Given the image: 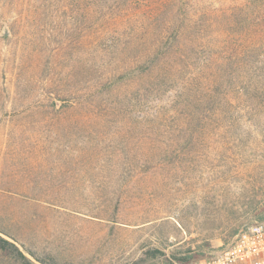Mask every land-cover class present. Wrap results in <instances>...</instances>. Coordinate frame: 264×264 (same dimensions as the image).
<instances>
[{
  "label": "trees",
  "instance_id": "1",
  "mask_svg": "<svg viewBox=\"0 0 264 264\" xmlns=\"http://www.w3.org/2000/svg\"><path fill=\"white\" fill-rule=\"evenodd\" d=\"M155 2L153 31L151 19L140 18L147 12H126L151 10ZM79 8L90 27L81 22L75 34L82 40L92 32L95 59L83 66L79 58L70 89L39 80L42 61L59 50L37 47L46 19ZM215 11L195 0H0V30L7 31L0 42L22 43L7 58L0 51V77L9 66L13 76V92H0V123L22 132L40 124L48 144H79L78 162L89 156L84 163L101 178L98 186L114 189L99 211L108 220L133 204L134 191L152 190L149 175L164 164H192L211 152L233 162V141L242 140L234 132L264 126V0H233L232 13ZM125 15L131 19L113 26ZM56 29L53 23L51 40ZM33 88L40 96L26 105ZM61 150L46 148L44 156L65 160ZM55 198L43 204L56 205ZM11 258L32 264L0 236V259Z\"/></svg>",
  "mask_w": 264,
  "mask_h": 264
},
{
  "label": "rangeland",
  "instance_id": "2",
  "mask_svg": "<svg viewBox=\"0 0 264 264\" xmlns=\"http://www.w3.org/2000/svg\"><path fill=\"white\" fill-rule=\"evenodd\" d=\"M195 1L215 6L214 14L218 9L227 13L233 10V0ZM143 10L145 7L126 12L137 16L147 12L149 16L140 18L151 19L153 31L157 3L151 10ZM81 11L79 8L46 19L51 23L37 47L59 50L55 58L46 59V64L43 60L37 67L39 80L52 79L70 89L77 79L74 73L79 58L83 66L95 59L90 53L92 32H84L82 40L75 34L81 22L85 23L83 28L90 27ZM127 17L131 19L125 15L113 26L122 27ZM53 23L57 29L51 40L48 34ZM21 46V41L0 42V51L7 58ZM12 79L9 66L0 77V92H13ZM31 91L26 105L40 96L39 90ZM57 102L55 108L62 105ZM5 110L10 112L11 108L6 106ZM38 125L22 132L0 123V229L6 227L0 236L32 264H183L184 260L219 252L241 227L264 220V126L234 132L233 137L240 135L242 140L233 141V162L211 152V157L199 162H172L156 168L147 181L152 190L134 191L133 204L123 205L117 216L108 220L99 211L104 197L114 189L98 186L96 180L101 178L84 163L90 161L89 156L78 162L80 157L74 153L79 151V144H48L43 138L48 132ZM46 148L51 152L62 149L66 159L47 160ZM163 182L167 183L165 188ZM55 196L56 205L43 204L45 198ZM143 218L152 221L141 224ZM19 262L21 259H0V264Z\"/></svg>",
  "mask_w": 264,
  "mask_h": 264
},
{
  "label": "built area",
  "instance_id": "3",
  "mask_svg": "<svg viewBox=\"0 0 264 264\" xmlns=\"http://www.w3.org/2000/svg\"><path fill=\"white\" fill-rule=\"evenodd\" d=\"M186 264H264V220L241 227L219 252Z\"/></svg>",
  "mask_w": 264,
  "mask_h": 264
},
{
  "label": "water",
  "instance_id": "4",
  "mask_svg": "<svg viewBox=\"0 0 264 264\" xmlns=\"http://www.w3.org/2000/svg\"><path fill=\"white\" fill-rule=\"evenodd\" d=\"M7 33V31L6 30H4V34H6ZM56 105H58V102L56 101Z\"/></svg>",
  "mask_w": 264,
  "mask_h": 264
}]
</instances>
